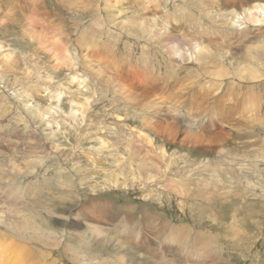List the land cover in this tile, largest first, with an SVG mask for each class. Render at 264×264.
<instances>
[{
    "label": "rangeland",
    "instance_id": "rangeland-1",
    "mask_svg": "<svg viewBox=\"0 0 264 264\" xmlns=\"http://www.w3.org/2000/svg\"><path fill=\"white\" fill-rule=\"evenodd\" d=\"M256 3L0 0V264H264Z\"/></svg>",
    "mask_w": 264,
    "mask_h": 264
},
{
    "label": "bare ground",
    "instance_id": "bare-ground-1",
    "mask_svg": "<svg viewBox=\"0 0 264 264\" xmlns=\"http://www.w3.org/2000/svg\"><path fill=\"white\" fill-rule=\"evenodd\" d=\"M231 13V12H230ZM243 14L242 15H244V16H247L246 18L249 20V22H252V23H259V22H263L264 20H263V18H264V5H262V4H258V3H256V4H254V5H252L250 8H247V9H243V12H242ZM232 14V13H231ZM260 14V15H259ZM221 15H223V14H220V17L219 18H221ZM228 14H226V16H227ZM236 17V18H238L239 16L238 15H236L235 16V14L234 15H231V17ZM229 17V16H228ZM230 17V18H231ZM245 18V19H246ZM222 19H223V16H222ZM221 19V20H222ZM220 20V19H219ZM220 20V21H221ZM223 20H225V18L223 19ZM227 20V19H226ZM231 20V19H230ZM233 20V19H232ZM223 22V21H222ZM225 22V21H224ZM235 23V22H234ZM229 25V24H228ZM76 101V100H75ZM72 102H74V101H72ZM76 104V103H75ZM58 110V109H57ZM166 232H164V234H165ZM168 233H176V234H181V233H183V231L182 232H180V233H177V232H168ZM206 244V243H205ZM208 244H209V246H210V243H207L206 245H204V243L203 244H198V243H196L194 246H195V249L196 250H198L199 251V246L200 247H207L208 246Z\"/></svg>",
    "mask_w": 264,
    "mask_h": 264
}]
</instances>
